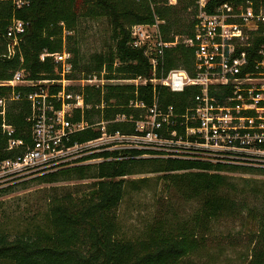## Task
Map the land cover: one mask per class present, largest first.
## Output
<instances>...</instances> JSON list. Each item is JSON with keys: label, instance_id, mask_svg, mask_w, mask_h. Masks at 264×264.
Segmentation results:
<instances>
[{"label": "trees", "instance_id": "16d2710c", "mask_svg": "<svg viewBox=\"0 0 264 264\" xmlns=\"http://www.w3.org/2000/svg\"><path fill=\"white\" fill-rule=\"evenodd\" d=\"M246 0H208L206 11L214 12L222 3H231L238 10ZM255 7L264 0H251ZM196 6L194 0H29L22 8L9 1H0V34L12 17L28 23L22 43L23 63L31 79H60L61 64L39 54L67 49L72 54L71 70L65 78L88 79L95 76L106 80L146 78L145 84L106 82L68 86L83 94L85 107L75 109L74 122L82 121L84 128L71 136L69 143L84 142L100 135L97 123L105 121L106 131L122 134H142L136 121L145 118L156 101L159 112L168 114L156 129L161 138L192 139L185 126L197 122L186 120L184 114L194 107L196 85L181 91L153 84L150 78H161L173 68L195 75L194 46L185 40L193 37ZM104 18L110 28L111 44L96 51L89 59L79 62V43L76 31L81 19ZM168 46L163 61L153 69L144 48L131 45L129 27L132 24H154ZM264 44V35L256 36L253 45L239 48L249 62L259 59L255 47ZM17 59H0V79L11 77L18 66ZM77 69V70H76ZM76 70V72L74 71ZM79 76H76L78 75ZM179 75H185L179 72ZM47 91H59L58 85L45 86ZM34 86L1 87L0 95L34 91ZM220 104L231 94L229 87L209 90ZM30 104L24 99L8 102L6 120L15 128L14 137L30 140L31 122L27 120ZM117 115L125 119L116 120ZM158 119V118H157ZM169 121V122H166ZM176 135L171 136L170 131ZM7 139L0 135V159L16 151L5 150ZM186 152V151H184ZM120 158L99 163L73 164L42 173L31 181L54 184L59 181L89 180L88 190L74 196L51 194L41 222H27L23 230L10 233L0 229V264H179L190 254L205 246L213 224L222 217H239L254 222L256 229L248 264H264V179L233 177L230 174H264V167L236 163L212 162L203 158L184 157V154L163 149L123 147L116 151L94 152L86 157L109 156ZM156 174L165 192L173 191L181 198L195 201L196 207L186 219L168 216L153 217L143 223L135 236L121 230L117 209L131 192L148 188L149 176L131 178L134 174ZM24 181V180H22ZM15 183L0 186V194L13 189ZM252 203V205H250Z\"/></svg>", "mask_w": 264, "mask_h": 264}, {"label": "built area", "instance_id": "2783aa9c", "mask_svg": "<svg viewBox=\"0 0 264 264\" xmlns=\"http://www.w3.org/2000/svg\"><path fill=\"white\" fill-rule=\"evenodd\" d=\"M0 1H9L15 8L29 4V0ZM207 1L194 0L196 15L193 37L185 40L195 48V75L191 76L181 68H173L161 78L149 79L153 84L166 85L172 91H181L187 85L199 87L194 97L195 106L184 114L186 120L197 122L196 126L186 124V136H194L186 140L161 138L158 135L156 129L161 126V120L167 119L168 114L159 112L154 101L145 118L136 121L137 130L144 133H109L105 121H100L97 123L101 131L98 137L70 144L73 133L84 128L82 121L72 120L75 109L82 110L86 106L82 93L67 89L72 80L65 78V74L71 70L72 54L65 48L55 52L43 50L39 54L40 60L48 56L60 63L61 78H29L28 71L21 67L24 60L22 43L28 23L12 17L5 31L0 34V59H17L19 63L11 77L0 79V88L21 85L34 86L36 89L26 93L11 91L8 95H0V135L7 139L4 149L19 150L13 156L0 159V186L68 165L120 158L115 154L106 157L86 156L123 147L163 149L173 155L185 153L184 157L194 155V158L212 162L264 167V44L255 47L259 59L255 58L252 63L245 53H237L239 48L252 46L256 36L264 35V6L255 7L251 0H246L239 10L231 3H222L214 12L208 13L205 9ZM175 2L168 0L169 4ZM129 31L131 45L143 47L155 69L158 62L163 61L164 48L168 46V42L162 38L158 23L132 24ZM181 71L185 73L184 76L178 74ZM93 77L86 79V84H92L96 79ZM136 79L143 84L147 82L146 78L140 77L131 80ZM46 85H58L60 90L47 91ZM225 87L231 89V94L225 97V103L220 104L209 94V90ZM21 98L30 104L27 116L31 122L29 141L15 138V128L6 120L8 102ZM115 119L123 120L125 116L117 115ZM148 122H151L150 126L146 125ZM170 134L175 136L176 131L171 130Z\"/></svg>", "mask_w": 264, "mask_h": 264}, {"label": "rangeland", "instance_id": "374dc122", "mask_svg": "<svg viewBox=\"0 0 264 264\" xmlns=\"http://www.w3.org/2000/svg\"><path fill=\"white\" fill-rule=\"evenodd\" d=\"M75 36L80 49L77 58H80L81 64H84L93 52L103 51L111 44L110 28L104 18L81 19ZM76 70L74 71L76 72ZM71 80L70 85L76 88L82 86L81 83H87L86 79L82 78ZM138 80H99L96 78L92 84H101V81L103 83L112 81L140 83ZM146 125L150 126L151 122ZM230 175L264 179V174L258 173L236 172ZM144 176L150 177V186L140 191L128 193L117 209L121 230L127 236L138 234L143 223L153 217L166 215L174 219H186L197 205L195 201L185 200L173 191L165 192L161 183L157 184L154 173L134 174L131 178ZM90 181L92 179L44 184L27 178L24 181L16 182L13 189L0 194V229L15 233L23 230L27 226V222H41L44 220L43 216L48 207L49 195L61 196L69 192L77 196L83 190H88ZM244 214L243 212L239 217L225 216L220 218L213 224L210 233L207 235L205 246L184 257L179 264H248L253 252L254 242L252 238L256 225L245 218Z\"/></svg>", "mask_w": 264, "mask_h": 264}]
</instances>
